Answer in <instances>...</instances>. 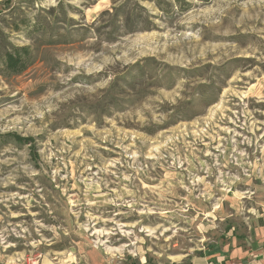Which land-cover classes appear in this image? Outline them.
Instances as JSON below:
<instances>
[{
    "label": "rangeland",
    "instance_id": "obj_1",
    "mask_svg": "<svg viewBox=\"0 0 264 264\" xmlns=\"http://www.w3.org/2000/svg\"><path fill=\"white\" fill-rule=\"evenodd\" d=\"M22 45L33 63L0 74V264L264 252V0H0V53Z\"/></svg>",
    "mask_w": 264,
    "mask_h": 264
},
{
    "label": "trees",
    "instance_id": "obj_2",
    "mask_svg": "<svg viewBox=\"0 0 264 264\" xmlns=\"http://www.w3.org/2000/svg\"><path fill=\"white\" fill-rule=\"evenodd\" d=\"M34 57L29 45L11 46L5 52L0 53V74H20L33 63ZM16 143H27L32 139L22 137L15 133H8Z\"/></svg>",
    "mask_w": 264,
    "mask_h": 264
},
{
    "label": "crops",
    "instance_id": "obj_3",
    "mask_svg": "<svg viewBox=\"0 0 264 264\" xmlns=\"http://www.w3.org/2000/svg\"><path fill=\"white\" fill-rule=\"evenodd\" d=\"M233 250H231L230 252L233 254H230L229 257H232V255L239 256L242 257L241 259L245 258V261L241 262V260L238 259L237 257L234 258V260H224V257H222L219 259V263L217 264H222L221 262L223 260L225 261L224 262L225 264H235L237 260H239L238 262H240V264H264V252H262L261 254V248L258 247V245L255 248H253V250H256L253 252L244 251L240 249V247H235Z\"/></svg>",
    "mask_w": 264,
    "mask_h": 264
}]
</instances>
